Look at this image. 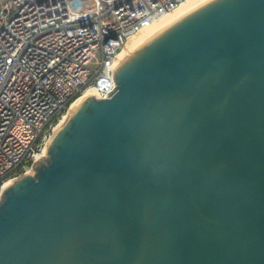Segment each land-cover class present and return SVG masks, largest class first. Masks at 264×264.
<instances>
[{
	"label": "water",
	"instance_id": "95a60500",
	"mask_svg": "<svg viewBox=\"0 0 264 264\" xmlns=\"http://www.w3.org/2000/svg\"><path fill=\"white\" fill-rule=\"evenodd\" d=\"M89 90L0 196V264H264V0H205Z\"/></svg>",
	"mask_w": 264,
	"mask_h": 264
},
{
	"label": "built area",
	"instance_id": "2783aa9c",
	"mask_svg": "<svg viewBox=\"0 0 264 264\" xmlns=\"http://www.w3.org/2000/svg\"><path fill=\"white\" fill-rule=\"evenodd\" d=\"M186 0H6L0 8V196L34 173L89 89L108 98L128 38Z\"/></svg>",
	"mask_w": 264,
	"mask_h": 264
},
{
	"label": "bare ground",
	"instance_id": "6f19581e",
	"mask_svg": "<svg viewBox=\"0 0 264 264\" xmlns=\"http://www.w3.org/2000/svg\"><path fill=\"white\" fill-rule=\"evenodd\" d=\"M205 0H186L184 1L178 8H176L174 11V13L169 12L166 13L164 15H162L160 18L154 20L152 23H150L149 25L144 26L143 28H141L138 32L134 33L133 35H131L125 46L123 47L120 55H119V64L117 66V69L119 68V66L128 58L130 57L139 47L140 45L153 33L155 32L157 29H159L162 25H164L166 22H168L170 19H172L173 17L184 13L192 8H194L195 6H197L198 4L202 3ZM89 90H93V89H89ZM89 90H87L86 92H88ZM85 92V93H86ZM83 96V95H82ZM81 96V97H82ZM80 97V98H81ZM79 99V98H78ZM77 99V100H78ZM75 102V101H74ZM73 102V104H74ZM72 104V105H73ZM71 105V106H72ZM62 123V121H61ZM58 124V126L56 127L54 134L56 133L57 129L59 128V126L61 125ZM53 134V136H54ZM52 136V138H53ZM51 138V139H52Z\"/></svg>",
	"mask_w": 264,
	"mask_h": 264
},
{
	"label": "rangeland",
	"instance_id": "374dc122",
	"mask_svg": "<svg viewBox=\"0 0 264 264\" xmlns=\"http://www.w3.org/2000/svg\"><path fill=\"white\" fill-rule=\"evenodd\" d=\"M5 1L6 0H0V8L2 7V5L5 3ZM174 11V10H173ZM172 12V11H171ZM172 13H174V12H172ZM77 101V100H76ZM75 101V102H76ZM74 102V103H75ZM71 107V106H70ZM70 107L68 108V109H66V111H65V113H64V116L61 118V121H63L64 120V118H65V116H66V114H67V112L69 111V109H70ZM61 121H60V123H61ZM59 123V124H60ZM30 175H33L34 173H29ZM22 176V175H21ZM15 180V179H14ZM13 181V180H12ZM11 182V181H10Z\"/></svg>",
	"mask_w": 264,
	"mask_h": 264
}]
</instances>
